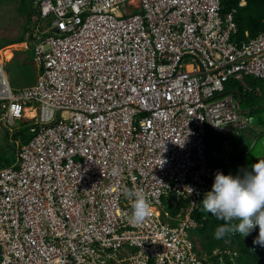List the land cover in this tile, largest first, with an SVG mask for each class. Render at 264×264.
<instances>
[{"label":"built area","instance_id":"2783aa9c","mask_svg":"<svg viewBox=\"0 0 264 264\" xmlns=\"http://www.w3.org/2000/svg\"><path fill=\"white\" fill-rule=\"evenodd\" d=\"M35 4L36 82L14 92L0 64V128L32 134L0 168V264H239L227 248L198 255L190 231L218 171L206 126L252 123L239 87L264 80V31L233 40L219 0ZM125 187L151 205L142 224Z\"/></svg>","mask_w":264,"mask_h":264},{"label":"rangeland","instance_id":"374dc122","mask_svg":"<svg viewBox=\"0 0 264 264\" xmlns=\"http://www.w3.org/2000/svg\"><path fill=\"white\" fill-rule=\"evenodd\" d=\"M137 11L138 8H134V12ZM31 22L28 21V11L23 0H0V46L17 40H23L25 43L24 46L10 45L0 50V63L14 92L28 87L37 77L33 51L25 37L28 30L33 31L34 24L32 20ZM245 82L252 92L246 96V91H243L240 108L242 111L250 110L247 115L253 118V122L227 137L213 132L209 126L205 129L208 163L222 168L225 175L236 176L249 170L254 161L264 160V81L248 76L245 77ZM225 87L230 90L231 85ZM4 130L6 131L0 128V143L5 140L7 131ZM226 140L239 148L240 155H229L224 147Z\"/></svg>","mask_w":264,"mask_h":264},{"label":"clouds","instance_id":"9594fccd","mask_svg":"<svg viewBox=\"0 0 264 264\" xmlns=\"http://www.w3.org/2000/svg\"><path fill=\"white\" fill-rule=\"evenodd\" d=\"M241 103L242 99L240 105ZM23 128L27 129L29 141L32 134L27 125H23ZM20 130H15L12 135L10 133L11 137L7 132L2 143L12 144L14 142L16 147L15 142H17V145L21 146L20 137L16 140L13 137ZM233 147L236 150L235 155H240L239 148ZM122 195L125 200L132 202V211L128 217L130 223L142 224L151 216V205L142 190L125 187L122 190ZM201 202L203 211L212 214L217 220L223 221V224L216 228L214 239L222 240L226 236L236 233L246 237L258 226L259 234L253 240V244L264 247V160L254 161L249 170L236 176L224 175L217 171L212 190L204 195Z\"/></svg>","mask_w":264,"mask_h":264},{"label":"trees","instance_id":"16d2710c","mask_svg":"<svg viewBox=\"0 0 264 264\" xmlns=\"http://www.w3.org/2000/svg\"><path fill=\"white\" fill-rule=\"evenodd\" d=\"M24 6L28 11V21L31 22L32 16L38 17V5L35 4V0H23ZM28 1L31 3V7H28ZM221 5V14L232 12L234 21L237 26L236 35L233 40L242 41L255 38L259 33L264 31V0H244L245 4L240 5L241 0H219ZM33 24H35L33 22ZM38 24V22H36ZM247 34V35H246ZM23 40L11 41L0 49L16 44L22 43ZM248 86V85H247ZM241 98L243 100L242 88H240ZM248 89L249 86H248ZM246 91V96L248 95ZM26 128H23L16 135L13 136L14 140L18 137L21 139V144L28 141L29 135ZM206 146V144H205ZM15 145L14 142L9 145L8 143L0 144V168L10 166L14 163L15 159ZM207 147L205 149V152ZM207 158V154H206ZM208 161V158H207ZM209 164V163H208ZM211 165V164H209ZM214 167V166H213ZM219 172L225 175L222 168L214 167ZM204 196L197 200L195 208L193 210V219L197 223V228L190 231V239L193 243L194 250L198 255L208 254L211 255L215 249H229L231 256H226L225 259L234 258L239 264H264V247L254 245L250 240L251 235H255L258 229H253L252 232L243 237L241 234L236 233L234 235H228L222 240L214 239V232L217 227L223 224V221L217 220L212 214L203 211L202 200Z\"/></svg>","mask_w":264,"mask_h":264},{"label":"crops","instance_id":"0c3cea01","mask_svg":"<svg viewBox=\"0 0 264 264\" xmlns=\"http://www.w3.org/2000/svg\"><path fill=\"white\" fill-rule=\"evenodd\" d=\"M31 4V3H30ZM28 7H29V3H28ZM31 7V6H30ZM40 23V22H39ZM38 24H34V27H33V29L37 26ZM30 31L28 30V32L25 34V37H27V35H28V33H29ZM27 43H28V40H27ZM24 42H22V43H16V44H12V45H23L24 46ZM29 44V43H28ZM8 46H10V45H8ZM13 58V55L11 56V58H10V60ZM1 65H2V63H0ZM37 67V66H36ZM37 75H38V68H37ZM36 79H37V77L35 78V79H33V82L29 85V86H31V85H33L35 82H36ZM245 112H250V110H248V111H245Z\"/></svg>","mask_w":264,"mask_h":264},{"label":"water","instance_id":"95a60500","mask_svg":"<svg viewBox=\"0 0 264 264\" xmlns=\"http://www.w3.org/2000/svg\"><path fill=\"white\" fill-rule=\"evenodd\" d=\"M28 3H29V9H30V6H31V4H30V2L28 1ZM237 94V93H236ZM238 95V94H237ZM239 95H238V101H239Z\"/></svg>","mask_w":264,"mask_h":264},{"label":"bare ground","instance_id":"6f19581e","mask_svg":"<svg viewBox=\"0 0 264 264\" xmlns=\"http://www.w3.org/2000/svg\"><path fill=\"white\" fill-rule=\"evenodd\" d=\"M7 52L10 51V50H6Z\"/></svg>","mask_w":264,"mask_h":264}]
</instances>
